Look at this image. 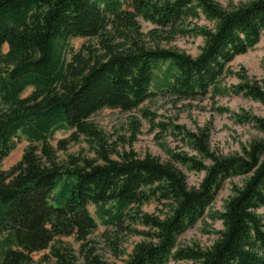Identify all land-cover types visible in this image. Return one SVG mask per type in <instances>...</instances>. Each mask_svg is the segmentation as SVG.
<instances>
[{
	"label": "trees",
	"instance_id": "obj_1",
	"mask_svg": "<svg viewBox=\"0 0 264 264\" xmlns=\"http://www.w3.org/2000/svg\"><path fill=\"white\" fill-rule=\"evenodd\" d=\"M190 3L173 0L168 4L165 23H173ZM262 10H220L199 59L151 47L139 33L131 37L129 45L120 44L113 38L115 31L105 32V24L100 31V49L88 48L68 62L70 40L96 29L103 13L117 17L123 11L122 3L0 0V147L24 138L39 144L42 153V158L27 153L13 167L10 182L0 188V230L10 217L21 225L0 237V264H31L32 248L39 242H51L58 234L52 218L82 229L94 222L89 211L93 207L105 226H113L123 219L144 184L167 180L169 189L176 193L174 213L159 226V245L142 250V256L161 262L185 222L211 198L217 182L237 170L250 177L227 202L219 239L210 248L188 252L187 256L202 264H264L254 252L256 242L264 248L262 223L256 216V211L264 207V141L252 143L240 157L213 155V165L199 190H188L176 173L156 160L140 159L131 152L117 159L103 154L101 161L71 159L61 165L49 146L57 132L81 129L104 107L136 106L140 91L137 78L138 85L149 79L153 66L160 61L172 62L171 72L177 70L179 75L180 93H192L195 88L205 91L231 54L242 46L241 34L263 20ZM124 20L129 23L125 33L130 34L134 17L126 14ZM5 45L9 47L6 54L2 51ZM167 80L155 81L154 87L163 88ZM29 88L33 92L23 98ZM3 156L6 153L0 154V158ZM0 178L7 180L2 173ZM46 194L50 199L45 204ZM49 224L51 230L46 228ZM50 252L57 264H75L63 246L54 245ZM148 264L157 263L148 260Z\"/></svg>",
	"mask_w": 264,
	"mask_h": 264
},
{
	"label": "rangeland",
	"instance_id": "obj_2",
	"mask_svg": "<svg viewBox=\"0 0 264 264\" xmlns=\"http://www.w3.org/2000/svg\"><path fill=\"white\" fill-rule=\"evenodd\" d=\"M123 11L116 16L103 13L97 28L70 40L68 62L88 48L100 49V31L114 32L113 38L129 45L134 34H140L151 47H160L193 59H199L206 45V35L215 30L220 10L264 9V0H191L173 22L165 23V9L173 0H117ZM264 13V10H262ZM100 12L102 8H100ZM126 14L134 17L129 27ZM102 27V28H103ZM173 31V32H172ZM172 32V33H171ZM133 34V35H132ZM242 46L234 51L214 81L203 91L179 92L178 72H171L172 62L160 61L153 66L149 79L139 88L136 106L128 109L104 107L91 116L83 127L61 130L49 142L59 164L71 159L101 161L103 154L117 159L131 152L140 159H153L184 179L188 190H199L213 165L214 157H240L250 145L264 141V18L250 32L241 34ZM8 45L2 49L6 54ZM161 73L157 74L156 70ZM158 70V71H160ZM178 75V76H177ZM168 79V80H167ZM167 84L154 87V82ZM167 85H169L167 87ZM33 92L27 89L22 97ZM3 108L0 105V113ZM39 144L16 138L0 147V188L10 182L11 171L27 153L42 158ZM44 160V159H43ZM250 175L237 170L221 178L213 195L176 235L172 250L161 262L142 256L146 247L161 240L160 224L170 219L176 207V193L167 180L146 183L123 219L105 226L95 208H89L94 222L80 229L68 227L52 218L57 236L51 242H39L29 254L31 264H57L51 257L52 246L68 249L75 264H202L188 258L187 253L213 246L224 230L223 214L227 202L241 189ZM50 195L44 196L48 203ZM264 234V207L256 211ZM21 228L10 217L0 230V237ZM51 230L52 226H46ZM256 254L264 260V248L255 245Z\"/></svg>",
	"mask_w": 264,
	"mask_h": 264
}]
</instances>
